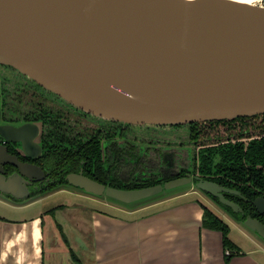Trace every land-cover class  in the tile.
<instances>
[{"label": "water", "instance_id": "95a60500", "mask_svg": "<svg viewBox=\"0 0 264 264\" xmlns=\"http://www.w3.org/2000/svg\"><path fill=\"white\" fill-rule=\"evenodd\" d=\"M0 63L75 107L121 123L179 125L261 114L264 0H0ZM26 131L0 126L6 140H22L32 157L37 145ZM5 163L17 171L4 175ZM38 173L37 165L0 145V193L36 197L28 185ZM67 179L77 191L127 208L190 182L123 188L81 174ZM196 187L222 189L209 181ZM219 196L233 212L240 210ZM253 205L264 214V200ZM232 218L264 245V224Z\"/></svg>", "mask_w": 264, "mask_h": 264}, {"label": "flooded vegetation", "instance_id": "af4514ba", "mask_svg": "<svg viewBox=\"0 0 264 264\" xmlns=\"http://www.w3.org/2000/svg\"><path fill=\"white\" fill-rule=\"evenodd\" d=\"M1 125L26 128L24 135L30 133L37 145L34 156L28 157L29 149L22 140H6L0 134V145L8 153L41 169L28 185L30 196L63 189L71 174L113 187L133 183L144 187L190 178V191L170 197L190 194L193 200L208 203L220 218L242 215L264 224V214L253 205L258 198L264 200V113L179 125L121 123L75 107L16 68L0 63ZM253 143L260 146L253 152L255 160L248 161ZM230 153L240 154L241 171L231 173L225 168L230 160L223 156ZM2 166L6 176L17 171L9 163ZM200 181L216 183L222 189H199ZM219 195L237 203L240 210L233 212Z\"/></svg>", "mask_w": 264, "mask_h": 264}, {"label": "crops", "instance_id": "0c3cea01", "mask_svg": "<svg viewBox=\"0 0 264 264\" xmlns=\"http://www.w3.org/2000/svg\"><path fill=\"white\" fill-rule=\"evenodd\" d=\"M36 197L23 204L0 198V264H264V245L251 235L254 247L246 251L229 237L241 253L226 258L222 233L202 224V207L191 196L133 209L86 196L116 211L92 208L89 216L79 219L85 229L82 237L88 234L84 243L81 240V255L61 222L54 225L60 238L47 244V234L55 236V230L45 217L47 210L33 208L45 196ZM141 209L150 211L134 216Z\"/></svg>", "mask_w": 264, "mask_h": 264}, {"label": "rangeland", "instance_id": "374dc122", "mask_svg": "<svg viewBox=\"0 0 264 264\" xmlns=\"http://www.w3.org/2000/svg\"><path fill=\"white\" fill-rule=\"evenodd\" d=\"M192 188H193L192 185L185 184L182 186H177V187L172 188L170 190H166V191L164 190L161 193H158V194L153 195L151 197L145 198L143 200H149V201H146V203L150 204L149 203L150 201L152 203V202H156V201L158 202V201L166 200V199L171 198L170 196H173L176 193L177 194L182 193L184 190L190 191ZM75 189H77V188H75L69 184H64L63 189H58V190L56 189L57 191L54 190V192L52 191V193H46V194L38 195L36 198H40L42 196H45V197L38 200V202L35 203L33 208L34 209L35 208L42 209L43 211L47 210L46 213H44V214H47L45 217L46 218L48 217L49 222L51 223V225L53 226V228L55 230L54 231L55 236H53L50 233L47 234V244L49 246L52 245L57 238H60L61 234H59L60 233L59 229L56 228L55 226H56V223L61 222L64 225V226L62 225V227H63L62 229H63L64 233L69 234V237L71 239L72 246H73L74 250L81 255L83 252L82 248H81V244H82L81 240L83 242L85 237L86 238L88 237V234H86V236L83 235V237H84V239H83L82 234H83V232L85 233V229H82L80 227V226H83V221L79 220V219H82L83 216H89L90 210L92 208H98V209H102L105 211H116V210L111 209L110 207L105 206V205L99 203L98 201L91 200L89 197H86L87 195L86 196L84 195L86 193H84V194L78 193L77 191H75ZM78 191L80 192V189H78ZM165 193H167L168 196H166ZM189 196H193V195L189 194V195L185 196L184 198L179 196L178 199H172L169 203H175V202L183 201V199H186ZM0 198L3 199L4 201H6L7 203L10 202V203H14V204H23L29 200L32 201V199H34V197L30 198V199H23V200L22 199H15V198H13L7 194H4V193H0ZM95 198L100 199L99 197H95ZM102 200L109 201V200L104 199V198H102ZM143 200H140L139 202H141ZM109 202L114 203L112 201H109ZM114 204H117V203H114ZM204 205L207 206V204H204ZM61 206H63V207H61ZM52 208H54L53 210H55V211L51 213V212H49V210H51ZM133 208H138V207H133ZM133 208H130V209H133ZM149 211H150V209H141L138 212H134V216L144 214V213H147ZM221 218H224V220L229 225V237L231 238V240L234 243H237L244 251L250 250L251 248L254 247V244L251 242L252 239L250 240V237H249L250 235L251 236H253V235L250 234V232H248L240 223H239V225H237L232 220L234 218H232L231 216H230V219L224 217L223 215ZM72 232L75 233L74 234L75 238L70 236V234Z\"/></svg>", "mask_w": 264, "mask_h": 264}, {"label": "trees", "instance_id": "16d2710c", "mask_svg": "<svg viewBox=\"0 0 264 264\" xmlns=\"http://www.w3.org/2000/svg\"><path fill=\"white\" fill-rule=\"evenodd\" d=\"M258 146H260L258 143H253L250 146V151H249V153H247L248 161H254L255 160V155L253 154V152H255V150H256V148H258ZM223 159H229L230 160V163H225L224 164V166H226L225 168L229 169V172L234 173V172L241 171L240 167H238L239 161L241 159V156H240L239 153L236 154V156H232L231 153L229 155L226 154L225 156H223ZM226 162H227V160H226ZM132 185L135 186V187L139 186L136 183H133ZM132 185L131 186H127V185L122 184V185H119V187H123V188H125V187L130 188L131 187L132 188ZM59 186H56L55 188H58ZM200 205H201L202 210H203V213H202V224L205 227L217 229V230H219L222 233V241H223L224 251L226 249L229 250V254H224L225 257L226 258H230L233 255L240 254L241 252H240L239 248L229 239V236H228L229 226H228V224L222 218H220L215 213H213L208 206H206V205H204L202 203H200ZM233 217H235L237 219H244L245 218L242 215L233 216ZM71 254L74 257L73 253H71Z\"/></svg>", "mask_w": 264, "mask_h": 264}, {"label": "bare ground", "instance_id": "6f19581e", "mask_svg": "<svg viewBox=\"0 0 264 264\" xmlns=\"http://www.w3.org/2000/svg\"><path fill=\"white\" fill-rule=\"evenodd\" d=\"M236 1H240V2H246V3H250V4H253V3H260L262 0H236Z\"/></svg>", "mask_w": 264, "mask_h": 264}, {"label": "built area", "instance_id": "2783aa9c", "mask_svg": "<svg viewBox=\"0 0 264 264\" xmlns=\"http://www.w3.org/2000/svg\"><path fill=\"white\" fill-rule=\"evenodd\" d=\"M224 254H229V250L226 249V250L224 251Z\"/></svg>", "mask_w": 264, "mask_h": 264}]
</instances>
